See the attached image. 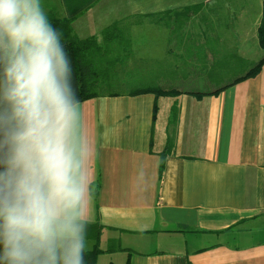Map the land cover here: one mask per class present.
Listing matches in <instances>:
<instances>
[{"label": "crops", "instance_id": "1", "mask_svg": "<svg viewBox=\"0 0 264 264\" xmlns=\"http://www.w3.org/2000/svg\"><path fill=\"white\" fill-rule=\"evenodd\" d=\"M40 2L83 39L102 43L118 28L114 64L250 65L262 51L263 0ZM78 104V133L91 146L87 219L104 226V249L118 247L98 264H264V65L200 98L127 92Z\"/></svg>", "mask_w": 264, "mask_h": 264}, {"label": "clouds", "instance_id": "2", "mask_svg": "<svg viewBox=\"0 0 264 264\" xmlns=\"http://www.w3.org/2000/svg\"><path fill=\"white\" fill-rule=\"evenodd\" d=\"M61 33L0 0V264H84L91 146Z\"/></svg>", "mask_w": 264, "mask_h": 264}, {"label": "trees", "instance_id": "3", "mask_svg": "<svg viewBox=\"0 0 264 264\" xmlns=\"http://www.w3.org/2000/svg\"><path fill=\"white\" fill-rule=\"evenodd\" d=\"M161 16L162 14L156 15V21H159ZM47 17L52 25L62 34L61 43L69 60L72 74V87L75 91L78 103L100 95H118L127 93L109 92L100 94L97 91V88L100 86L102 80L106 77L109 67L114 65L113 61L111 63L109 62L110 59L113 60V58H111L112 56L110 57V50L113 48V43L120 39V33L117 30L118 28L109 27L106 29L103 33V42L100 43L98 38L94 36L86 39L79 38L76 34H74L71 21L56 18L52 14H47ZM257 37L263 56H261V58H259L254 66H252L247 72L233 77L226 85L219 87L214 91H183L181 89L165 85H143L131 89L128 93L131 95L152 93L156 96V98L190 93L200 98L205 95L218 93L227 86L257 75L264 65V0L262 20L257 30ZM103 71H105V75L102 76ZM158 111L159 106L156 102L154 106L155 120L157 118ZM99 185L98 181L90 186V192L94 197L97 196ZM103 229L104 226L98 222H88L87 241L92 242V246L91 248H86L84 253V264H98V258L101 254L118 249V247L114 246L107 249L102 248L101 237ZM126 264H130V257H128Z\"/></svg>", "mask_w": 264, "mask_h": 264}, {"label": "rangeland", "instance_id": "4", "mask_svg": "<svg viewBox=\"0 0 264 264\" xmlns=\"http://www.w3.org/2000/svg\"><path fill=\"white\" fill-rule=\"evenodd\" d=\"M46 7V6H45ZM49 8H46V15ZM55 14L56 12L53 11ZM54 15V14H52ZM74 34H76L74 32ZM140 40L153 41V36H149L148 33L143 31ZM80 38V37H79ZM88 38V37H86ZM84 38V39H86ZM83 39V38H81ZM141 42L143 49L147 48V44L144 45ZM117 46V45H116ZM119 50H123L119 45ZM263 56V52L259 54L251 55L250 65H242L236 63L235 65H178L176 70L172 69L173 65H147L146 62H138L133 65L126 62H120L109 67L106 77L102 80L100 86L97 88L98 93L105 94L109 92H129L135 86L142 84L146 85H158L162 81L170 79L176 83L171 86L183 91L188 90H206L214 88L216 84L220 86L232 76H237L247 72L254 64ZM105 75V71L102 72V76ZM179 75L182 76L179 80ZM189 75V76H188ZM193 77V78H192ZM92 242L87 241V248H91ZM104 244L102 248H104ZM99 264H103L100 262Z\"/></svg>", "mask_w": 264, "mask_h": 264}]
</instances>
